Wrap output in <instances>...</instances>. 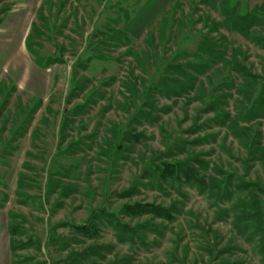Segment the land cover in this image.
<instances>
[{"label": "rangeland", "instance_id": "obj_1", "mask_svg": "<svg viewBox=\"0 0 264 264\" xmlns=\"http://www.w3.org/2000/svg\"><path fill=\"white\" fill-rule=\"evenodd\" d=\"M221 1L0 0V264H264V0Z\"/></svg>", "mask_w": 264, "mask_h": 264}, {"label": "trees", "instance_id": "obj_2", "mask_svg": "<svg viewBox=\"0 0 264 264\" xmlns=\"http://www.w3.org/2000/svg\"><path fill=\"white\" fill-rule=\"evenodd\" d=\"M225 1H227V0H222L221 1L222 2V10L224 11V15L226 17L230 18L233 13L232 12L229 13V9L227 8V4H226L227 2H225ZM241 31L246 36L248 35V32H245L243 29ZM207 52L210 53V54L212 53L211 49L207 50ZM259 88H260L259 89L260 91H258V92H259V94L261 96L264 93V82L260 83ZM255 102H256V99H255L254 103ZM261 103H263L262 105L264 106V101H262ZM178 163H166L165 164L163 172H161V174L163 175V177L165 179L171 178V177H173V178L176 177L178 179L180 178V175H182L183 171L186 170V169L184 168V164L183 163H179V164ZM185 177L187 178V176H185ZM192 177H194V175ZM247 189H248V184L242 183V184L238 185V190L239 191H244V190H247ZM254 206H252V207L250 206L248 209H246V210H250V211L246 214L247 218H245V220H246V222H248L250 220L253 221L255 218H257V222L253 221L257 225V226H255L256 229L254 227V230L260 231L259 234H262L264 236V210L262 209L261 201H258L257 205L255 207ZM246 210H245V212H246ZM129 211L131 212V214H134V215H138V214H155V215L160 216V217H170L169 209L167 207H163V206H159V205L151 204V203L143 204V205L142 204L130 205V210ZM104 216H106V219H108V220H111L112 216L114 217V215L112 213H108V212H105ZM110 223H113V220ZM250 225H252V224H250ZM124 227L126 228L125 224H122L121 222H117V228L119 229L118 232L119 231L122 232L121 229L125 230ZM81 229H83V228H81ZM8 230H9V233L13 237V235H15V233H14L15 232V228L12 225H10ZM87 231H89V230L87 229ZM129 233H132V229L129 230ZM12 245H13V238L11 239V243H10L9 246H11V250H12V252H14L16 247H14Z\"/></svg>", "mask_w": 264, "mask_h": 264}]
</instances>
